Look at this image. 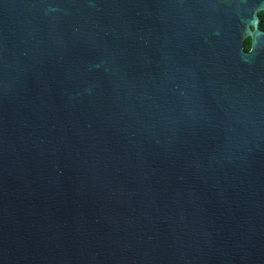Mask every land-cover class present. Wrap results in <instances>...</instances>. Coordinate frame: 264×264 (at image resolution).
<instances>
[{
	"label": "water",
	"instance_id": "1",
	"mask_svg": "<svg viewBox=\"0 0 264 264\" xmlns=\"http://www.w3.org/2000/svg\"><path fill=\"white\" fill-rule=\"evenodd\" d=\"M262 10L0 0V264H264Z\"/></svg>",
	"mask_w": 264,
	"mask_h": 264
},
{
	"label": "flooded vegetation",
	"instance_id": "2",
	"mask_svg": "<svg viewBox=\"0 0 264 264\" xmlns=\"http://www.w3.org/2000/svg\"><path fill=\"white\" fill-rule=\"evenodd\" d=\"M258 17H259V24H258V28L260 30H263L264 31V10L262 11H259L257 13Z\"/></svg>",
	"mask_w": 264,
	"mask_h": 264
},
{
	"label": "trees",
	"instance_id": "3",
	"mask_svg": "<svg viewBox=\"0 0 264 264\" xmlns=\"http://www.w3.org/2000/svg\"><path fill=\"white\" fill-rule=\"evenodd\" d=\"M249 47H250V39L248 38L244 42V48L247 50V49H249Z\"/></svg>",
	"mask_w": 264,
	"mask_h": 264
}]
</instances>
